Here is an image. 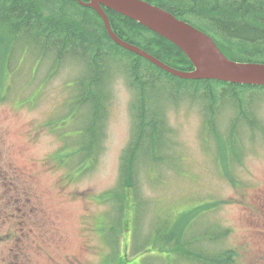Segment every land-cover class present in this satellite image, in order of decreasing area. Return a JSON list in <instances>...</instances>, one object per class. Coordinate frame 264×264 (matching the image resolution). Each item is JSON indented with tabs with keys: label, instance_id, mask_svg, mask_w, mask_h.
<instances>
[{
	"label": "rangeland",
	"instance_id": "rangeland-1",
	"mask_svg": "<svg viewBox=\"0 0 264 264\" xmlns=\"http://www.w3.org/2000/svg\"><path fill=\"white\" fill-rule=\"evenodd\" d=\"M23 66L16 80L10 79L11 94L0 100V264H169L164 250L148 246L155 225L165 220L179 232L192 210L204 204L215 208L199 214L193 229L216 223L228 230L217 249L234 253L231 264H264V129L245 130L244 152L233 174L224 175L200 104L180 98L169 105L180 157L174 166L157 169L156 180L154 173L142 172L137 207L130 202L126 222L116 227L110 204L100 195L117 184L120 156L131 136L132 92L125 79L116 75L110 86L99 158L76 178L56 158L63 140L51 128L60 122L79 67L69 60ZM252 105L264 127V95ZM231 113L222 105V129ZM63 122L69 136L78 134L71 119ZM228 138L222 145L228 147ZM170 257L172 264H196Z\"/></svg>",
	"mask_w": 264,
	"mask_h": 264
},
{
	"label": "trees",
	"instance_id": "trees-1",
	"mask_svg": "<svg viewBox=\"0 0 264 264\" xmlns=\"http://www.w3.org/2000/svg\"><path fill=\"white\" fill-rule=\"evenodd\" d=\"M147 1L207 33L229 58L264 63V0ZM104 11L119 38L169 66L193 69L190 60L173 43L130 18L105 7ZM0 51V100L11 94L10 79L16 80L23 65L29 68L47 60L50 66H56L69 60L79 67L60 122L51 128L60 131L63 140L56 158L67 168L68 175L75 171L76 178L91 171L99 158L110 86L116 75L125 79L132 92L131 136L120 156L117 184L100 195L102 202L110 204L116 227L126 222L130 202L137 207L142 172L154 173L156 180L157 169L174 166L180 157L176 155L173 129L167 119L169 105L180 98L200 104L203 128L208 135L214 134V160L220 161L224 175L233 174L244 152V142L249 140L244 136L246 131L261 133L264 129L252 105L254 99L264 95L263 86L176 77L117 45L108 36L100 16L77 0H0ZM224 104L231 107L232 113L229 126L222 129L219 114ZM70 119L77 135L67 134L63 121ZM228 136L226 147L222 138ZM206 205L192 210L179 232L168 221L157 222L148 246L164 250L169 264L174 263L171 253L196 264L234 262L232 251L217 249L219 240L227 236V229H220L216 223L205 224L200 231L192 227L199 214L215 208L207 209Z\"/></svg>",
	"mask_w": 264,
	"mask_h": 264
},
{
	"label": "water",
	"instance_id": "water-1",
	"mask_svg": "<svg viewBox=\"0 0 264 264\" xmlns=\"http://www.w3.org/2000/svg\"><path fill=\"white\" fill-rule=\"evenodd\" d=\"M79 4L92 8L102 19L108 36L160 69L187 80H215L264 87V63L229 58L207 33L147 0H89ZM104 7L130 18L177 46L193 65L191 70L169 66L144 49L119 38L112 30Z\"/></svg>",
	"mask_w": 264,
	"mask_h": 264
}]
</instances>
